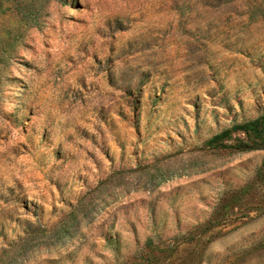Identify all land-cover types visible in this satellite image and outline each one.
<instances>
[{"label": "rangeland", "instance_id": "1", "mask_svg": "<svg viewBox=\"0 0 264 264\" xmlns=\"http://www.w3.org/2000/svg\"><path fill=\"white\" fill-rule=\"evenodd\" d=\"M264 0H0V264H264Z\"/></svg>", "mask_w": 264, "mask_h": 264}, {"label": "trees", "instance_id": "2", "mask_svg": "<svg viewBox=\"0 0 264 264\" xmlns=\"http://www.w3.org/2000/svg\"><path fill=\"white\" fill-rule=\"evenodd\" d=\"M236 142L238 151H264V117L236 124L213 135L206 145L211 148H227V143Z\"/></svg>", "mask_w": 264, "mask_h": 264}]
</instances>
